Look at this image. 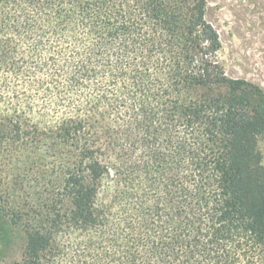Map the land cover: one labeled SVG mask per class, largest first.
Here are the masks:
<instances>
[{
    "label": "trees",
    "instance_id": "16d2710c",
    "mask_svg": "<svg viewBox=\"0 0 264 264\" xmlns=\"http://www.w3.org/2000/svg\"><path fill=\"white\" fill-rule=\"evenodd\" d=\"M207 0H0L11 264H264V88Z\"/></svg>",
    "mask_w": 264,
    "mask_h": 264
},
{
    "label": "rangeland",
    "instance_id": "374dc122",
    "mask_svg": "<svg viewBox=\"0 0 264 264\" xmlns=\"http://www.w3.org/2000/svg\"><path fill=\"white\" fill-rule=\"evenodd\" d=\"M207 19L218 32L219 60L228 77L264 88V0H207ZM264 151V143L262 145ZM0 237V264L21 259L26 237L10 225Z\"/></svg>",
    "mask_w": 264,
    "mask_h": 264
}]
</instances>
